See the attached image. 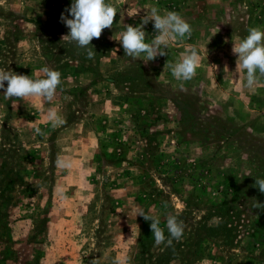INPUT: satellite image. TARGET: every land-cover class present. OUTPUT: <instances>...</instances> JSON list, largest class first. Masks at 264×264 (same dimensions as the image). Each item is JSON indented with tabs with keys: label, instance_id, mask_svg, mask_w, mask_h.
Returning a JSON list of instances; mask_svg holds the SVG:
<instances>
[{
	"label": "rangeland",
	"instance_id": "374dc122",
	"mask_svg": "<svg viewBox=\"0 0 264 264\" xmlns=\"http://www.w3.org/2000/svg\"><path fill=\"white\" fill-rule=\"evenodd\" d=\"M109 2L120 13L88 59L61 40L72 0H0V69L35 79L48 67L62 80L51 104L0 89V264H157L180 243L170 264L184 248L189 264H264V209L252 207L264 203L254 186L264 179V77L244 87L232 53L250 28L264 30V0ZM151 6L179 13L191 36L166 56L130 61L120 34ZM145 31L150 43L153 21ZM188 45L201 63L177 81L168 65ZM48 108L65 123L52 127ZM58 157L72 167L58 168ZM137 207L166 236L176 215L183 237L157 246Z\"/></svg>",
	"mask_w": 264,
	"mask_h": 264
},
{
	"label": "clouds",
	"instance_id": "9594fccd",
	"mask_svg": "<svg viewBox=\"0 0 264 264\" xmlns=\"http://www.w3.org/2000/svg\"><path fill=\"white\" fill-rule=\"evenodd\" d=\"M65 12L68 15L62 12L60 21L70 31L67 35H63L61 40L75 43L77 48L86 52L88 59H94L96 52L91 42L94 38L99 39L104 29L113 26L117 13H120L116 5L109 0H72ZM138 12H128V16H134ZM150 21L154 22L157 35L150 43H146L145 26ZM124 28L125 30L120 34L119 42L125 56L130 58V61L135 62L140 59L145 63L153 61L157 57L166 56L170 46L179 44L185 37L190 38L192 32L191 25L179 13L169 11L161 14L156 6H151L146 10L139 25H124ZM232 53L238 57L236 71L246 70L243 86L254 89L258 83V77H264V30L260 27L250 28L248 35L240 43H233ZM142 56L145 59H141ZM200 63L201 56L198 47L188 45L185 46V50L177 62L168 65V67L174 79L189 81L196 76ZM40 72L43 76L34 79L32 76L17 74L10 69H0V89L3 90L5 99L37 98L44 103L51 104L56 99L58 88L62 84L61 73L48 67L40 69ZM5 82H7L6 87ZM225 95L228 94L225 93ZM45 120L52 127H58L65 123L55 108L46 110ZM35 131L43 135L39 127ZM56 166L60 169H70L72 161L69 157H58ZM254 186L264 193V179L256 178ZM60 196L61 199H67L63 191ZM252 207L264 209V203L253 198ZM137 215L142 216L145 221H151L150 229L157 246L161 244L171 246L173 240L179 241L183 237L184 224L176 215L169 214L166 217L168 236L165 235V230L160 227L161 220L157 215L140 207H137Z\"/></svg>",
	"mask_w": 264,
	"mask_h": 264
},
{
	"label": "trees",
	"instance_id": "16d2710c",
	"mask_svg": "<svg viewBox=\"0 0 264 264\" xmlns=\"http://www.w3.org/2000/svg\"><path fill=\"white\" fill-rule=\"evenodd\" d=\"M203 229H208V230H212V231H215L216 229L214 227H206V226H202ZM147 238L146 240L144 241V249L147 248ZM179 246H184L183 243H180L178 244L176 247H170L169 248V252L165 255H162L161 259H159L158 263L157 264H170L171 263V260H170V257L171 255H175L177 256V253L180 251V247ZM189 247V246H188ZM175 251L174 254H172V252ZM183 254H178V257L176 260L179 261L178 264H189V260L187 259V253H190V251L188 252L187 250H185V248L182 250ZM185 254V255H184ZM179 256H184V258H180Z\"/></svg>",
	"mask_w": 264,
	"mask_h": 264
}]
</instances>
